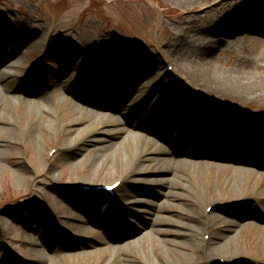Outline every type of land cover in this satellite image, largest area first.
<instances>
[{
    "label": "rangeland",
    "instance_id": "374dc122",
    "mask_svg": "<svg viewBox=\"0 0 264 264\" xmlns=\"http://www.w3.org/2000/svg\"><path fill=\"white\" fill-rule=\"evenodd\" d=\"M227 1L229 0H0V54L5 50L2 48L5 46L10 51L19 48L15 63L8 64L0 71V74L6 71L10 84V87L3 92L10 99L0 100V118L5 121L0 122V127L7 130L5 131L7 133L3 131L2 133L5 134H0L2 139L0 142V264H44L36 251L43 244L48 245V248L54 251L53 254L59 253L55 258L58 264H70L68 259L77 261L76 264H84L85 262L80 263V258L87 251L93 250L77 248L75 236L80 234H77L73 227L78 220L71 219L68 212L71 210L82 218L84 213L77 207L75 209L72 199H79L80 204L86 205V208L96 204L104 209L114 203L113 222L121 225L128 219H133L127 212L131 208L130 200L126 197L127 193L131 191V187H137L136 185L144 190L143 182H135L132 185L129 182L130 185L126 184L118 189V195L113 201H109L107 194L88 192L79 194L80 185L111 184L116 182L120 175L102 176L100 173L95 177L85 175L83 177L85 171L80 174L70 172L71 164L79 159L85 150H76L72 157L65 151L58 150L55 129L61 131L65 129L69 119H66L60 106L56 107L53 99L66 96L81 103V96L89 95L94 99V103L96 100L104 104L106 101L99 94L102 92L97 90L99 88L114 90L116 103L111 102V105L121 106L125 111L133 107L125 117L130 120L127 126L133 129L136 122L141 120L137 128H134L135 131L142 129L144 134L153 138L158 131L159 135L156 139L168 149L173 148L172 140L181 143L184 148L187 145L194 147V142L192 139L185 140V144L180 142L181 131L185 132L188 129L182 121L175 129L169 127L172 124L165 115L172 113L166 112L165 106L159 104V100L164 95L161 93V86L164 84L169 88L170 98L176 104L181 102L185 93H188L186 95L188 98L198 97L205 101L206 103L198 101L194 109L197 113L204 110L206 117L207 113L212 116L214 112L224 107L226 110H234L248 116L256 115L264 119V86L261 81L257 80V83L249 86L250 97L241 100L242 104H238L233 101L232 92L225 85L211 84V80L204 76L205 68L199 63L200 58L195 55L196 53L198 56L200 52L192 43L193 40L198 37H206L209 40L212 38L211 35L208 37L209 33L205 29L202 31L201 28H204V24L206 25L211 19L210 7ZM238 8L231 11L227 19L233 17L236 25L244 23L252 28L255 27L258 31L264 30V7L256 11L250 4L242 2ZM217 28L216 35L221 29L220 25ZM11 31L13 36L9 38L6 33ZM222 39L221 45L212 57L216 69L224 71L228 66H233L250 71L258 77L259 72H262V81H264V61H259L257 65H249L239 60L235 49L225 43L233 40L228 37ZM99 42L104 45L103 48L99 47L102 51L96 46ZM84 48L97 53L98 66L95 65L96 61L90 64ZM75 49H80L82 52L79 55L74 53V63L72 61L70 63V59L68 61L70 53H67L64 60L61 59L64 52H75ZM8 60L6 59V62ZM139 61L153 71L140 79H135L132 74L136 72L135 68ZM67 63L72 65L67 67ZM96 66L97 69H94L93 67ZM35 67L37 71H34ZM122 71L124 77L119 79ZM173 72L179 77L176 78ZM115 74L119 75L116 77ZM85 75H88V79ZM158 75L159 77L156 78ZM152 78L160 82V85H156L153 94L150 95V88L153 89L155 84L149 87L145 85L143 92L137 96L135 90L138 85L148 84ZM62 83L64 86H59ZM0 84L2 86V83ZM67 85L70 89L66 90L64 87ZM97 85L101 86L97 87ZM91 88L95 90L94 96L90 94ZM25 90L39 91L33 94L37 99L32 101L33 105H38L40 99L46 100L47 109H51V114L57 117L54 125L45 128L46 122L39 115L44 114L45 119L51 118L47 112H42L41 108L27 112L24 102ZM210 101H213L211 106H209ZM82 105L102 113L121 116L120 110H111L109 106L99 107L91 103H82ZM85 122L90 124L92 120ZM245 132L247 131H244V134ZM197 134L199 133H194ZM261 134L264 135L261 131L257 132L258 143L264 146V136L261 137ZM164 135L166 140H161L160 137ZM167 138H171V141L168 142ZM58 145L60 147V144ZM206 150L209 152L212 149L209 147ZM243 154L247 157L251 156L247 151ZM182 156L184 157L176 158H186L185 155ZM252 158L257 157L254 154ZM222 162L239 165L238 162L230 160H222ZM187 185L191 186L189 183ZM181 192L190 199L189 203L184 205L181 201H174V204L181 207L165 213L166 216L189 224L191 220L185 216V213L190 217L189 214H195L198 207L200 211L205 209L210 213L205 198L203 203L197 193ZM85 197L90 200L86 201ZM138 198L153 201L147 196ZM161 202L163 200H159V203ZM226 202H216L215 205L221 207V204L226 205ZM254 206L255 204L252 203L241 209V212L247 215ZM222 208L224 207L220 210L214 209L213 214L226 215ZM227 216L235 220L231 215ZM245 222L252 224L257 220L245 218L242 222L238 221V223ZM258 222L259 229H251L246 236L242 235L238 241L232 243L231 249L218 252L208 259L202 258L203 252L200 254L187 252L188 260H195L197 256L198 264H264V221L258 220ZM137 225L139 230L143 228L141 224L137 223ZM170 228L177 230L176 227ZM96 229L102 231L101 227ZM128 230L134 231L133 226L129 225ZM141 234L142 232L138 235ZM199 235L193 237V240L210 241L212 236V234L204 235L202 232ZM132 238V241L138 239L137 236ZM94 247L103 248L105 245ZM137 252L144 264H163L152 244H149L147 249L141 248ZM163 255L166 258L165 264H184L183 259L165 249Z\"/></svg>",
    "mask_w": 264,
    "mask_h": 264
},
{
    "label": "bare ground",
    "instance_id": "6f19581e",
    "mask_svg": "<svg viewBox=\"0 0 264 264\" xmlns=\"http://www.w3.org/2000/svg\"><path fill=\"white\" fill-rule=\"evenodd\" d=\"M242 2L250 4L251 8L256 9V11L264 7V0H235L234 2L229 0L227 3H218L211 6V19L208 20L206 25L204 24V28H201L202 31L205 29L209 33L208 37L211 35L212 38L209 40L206 37H198L192 42L199 49L200 54L197 56L195 53V55L198 59L200 58L199 63L205 68V72H203L204 76L211 80V84L218 83L229 88L233 95L231 98L238 104H242L241 100L250 97L248 95V90H251L249 86L255 82L257 83V80L261 81L262 86H264L262 72H259L260 75L258 77L250 71L233 66H228L224 71H218L212 61V57L216 53L215 51L218 50L219 45H221L222 38L228 37L233 41H225V43L235 49L239 60L245 61L249 65H257L259 61H264V30L258 31L255 27L252 28L250 25L248 26L244 23L236 25L234 23L236 20H233V17L232 19L231 17L227 19L229 13L236 10ZM237 19L239 20V18ZM219 25L221 29L219 34L216 35L218 33L217 26ZM6 34H8L9 38L13 36L12 31ZM96 46L99 51H102L100 48L104 47L100 42ZM2 48L5 50L0 54V69L8 66L10 63H15L14 61L18 54L17 50H19L17 47L12 51L6 48V46ZM84 49L90 64H93L97 59V53L89 51L86 48ZM74 51L64 52L61 59L64 60L70 53L68 61L70 59V63L71 61L74 63L75 55H79L82 50L75 49ZM152 56L154 57L153 54ZM6 59L8 62H6ZM70 63H67V67L72 65ZM95 65H99L97 61ZM145 65H142L140 61L138 62L135 68L136 72L132 74L135 79H140L148 73H152V68ZM97 66L93 68L97 69ZM5 72L4 70L0 74V83L4 87L0 84V100L8 101L10 98L7 97L6 93H3L10 87L8 74ZM167 73L170 74L168 71ZM118 75L115 74L116 77ZM85 76L88 79V75ZM123 77L122 71L119 79ZM158 77L159 75L156 78ZM156 78H152L148 84L143 85V83H140L135 90L136 95L138 96L143 92V89L146 87L145 85L149 87V85L155 84L153 89L150 88V95H152L156 85H160V82H157ZM59 86L63 87L64 83ZM100 86L97 85V87ZM67 88H69V85L64 87L66 90ZM168 89L165 84L161 86V93H164V95L159 100V104L161 103V106H165L166 112L172 113L170 114L171 122H175L177 126V124L180 125L182 122L188 124V120L191 122L192 133L195 130H200L201 134H203L199 141L201 142V146L204 147L207 143L217 146L218 142L223 141V144H228L232 148L229 149L228 146H224L226 151L229 152L228 154L226 152L224 154L221 152L218 154L213 152L206 153L203 149H185L181 143H176L173 140V148L168 149L156 139L159 135L158 131L155 132V138L148 137L143 133L142 129L135 131L141 120L136 122L134 130L130 129L127 126V122L130 120L125 117L133 107L125 111L121 106H117L116 104L111 105V102L116 103V93L114 90L108 91L100 88L97 90L102 92L99 94L106 101L104 104H100L96 100L94 103V99L89 95L86 97L81 96V103H77L66 96L58 97L57 99L51 97L56 107L60 106L66 115V119H69L68 126L65 129L62 131L57 128L55 129L58 150L65 151L71 157L75 152L85 150L82 156L71 164V173L80 174L85 171L83 177L84 175L95 177L100 173L102 176L120 175L117 179L120 185L113 191L114 194L118 192V189L129 184V182L131 185L135 182H143L145 184L144 190L136 185L137 187H131V191L127 193L126 197L131 203V208L127 212L134 220L128 219L126 223L124 222L121 225L113 222L114 203L109 204L104 209L99 208L96 204L86 208V205L80 204L79 199H72L75 209L77 207L84 213V218H82L71 210L68 212L69 217L78 220L79 223L73 227L76 233L80 234L79 236H75L77 240L76 245L80 246H77V248L83 247L93 250L87 251L80 258V263L144 264L137 251L141 248L147 249L148 245L152 244L163 264L166 263V258L163 255L164 249L179 256L183 259L184 264H198V257L196 256L195 260L190 261L188 260L189 256L187 252L194 254L203 252L202 258L205 259L214 257L218 252L231 249L232 243L238 241L242 235L246 236L251 229L258 230L260 226L258 220L264 221V160H262L264 159V146L259 144L258 138L252 135L253 132L257 133L261 130L264 132V119L256 115L248 116L243 113H237L234 110H226L224 107L220 108L216 113L214 112L212 116L207 113L206 117L204 110L196 113L194 109V105L198 101L206 103L205 101L200 100L198 97L188 98L186 96L188 93H185L181 102L176 104L170 98ZM38 92H26L24 97L25 108L27 112L40 108L42 112H47L51 118L50 120L48 118L45 119L44 114L39 115V117L41 119L44 118L43 120L46 122L45 128H48L56 123L57 117L51 114V109H47L46 100L40 99L39 102L37 101L38 105H33L32 101L37 100L33 94H37ZM94 93L95 90L91 88L90 94L94 96ZM203 97H205V94ZM82 103H91V105L99 107L109 106L111 110H120L121 116L95 111L83 106ZM212 104L213 101H210L209 106ZM66 119L64 118L63 121L65 122ZM89 119L92 120L90 124L85 122L89 121ZM151 119L150 117L149 120ZM180 121L182 122L180 123ZM0 122L4 123L5 121L0 118ZM144 127L146 128V126ZM3 131L7 130L0 127V134ZM244 131L247 132L244 134ZM206 133H213V136L211 138L209 135L205 137ZM196 138L198 139L197 136ZM160 139L166 140V135L161 136ZM167 141L170 142L171 138H167ZM58 144H60V147ZM246 146L249 147L250 152H254L258 147L259 155L262 158L251 159L250 157L240 156L239 153H236L235 150H244ZM230 150L233 153H230ZM202 153H205L208 159L213 160H197V157ZM182 155H185L186 158H176L178 156L184 157ZM222 160L237 161L239 165L227 164L222 162ZM138 176H144L145 178H137ZM184 182L189 183L191 186H188ZM107 184L92 183L83 185L97 186ZM78 191H81L79 194L86 192L80 188ZM181 191L193 194L197 193V196L202 198L203 203L205 198L208 201L206 207L211 206L212 208L210 213H207L205 209L200 211V207L197 208L195 214H189L190 217L188 213H185V216L191 220L189 224L166 216L165 213L179 208L180 205L174 204V201H181L184 205L189 203L190 199ZM88 193L107 194L105 191H92ZM139 196H147V198L149 197L153 201L149 202V200L139 199ZM244 198H251L254 202L252 200L243 202ZM85 199L86 201L90 200L88 197H85ZM158 199L163 200V202L159 203ZM113 200L115 199L112 197L109 201ZM216 202H226V205L223 204L221 206L224 207L222 211L226 215L213 214L214 209H221L220 205H215ZM252 203L255 204L254 209L249 210L247 215L241 212V209L248 207ZM227 215H231L235 220L228 218ZM245 218H252L257 220V222H253L252 224H247L246 222V224L238 223V221H244ZM137 223L143 226L141 230H139ZM129 225L133 226L134 231L128 230ZM121 226L124 228H120ZM97 227H101L102 231L99 232L96 229ZM170 227H176L177 230ZM119 229L120 231H118ZM140 232H142L141 236L138 235ZM201 232L204 235L212 234L210 241H205L204 239L194 241L193 237L200 236L199 233ZM133 235L137 236L138 239L132 241ZM182 237L186 239H181ZM211 241L213 242L211 243ZM102 244L105 247L95 249V245ZM36 251L37 256L44 264H58L55 258L58 257L59 253L53 254L54 251L49 249L48 245L43 244ZM70 253L73 254L74 252ZM68 261L70 264H76L77 262L71 259H68Z\"/></svg>",
    "mask_w": 264,
    "mask_h": 264
}]
</instances>
